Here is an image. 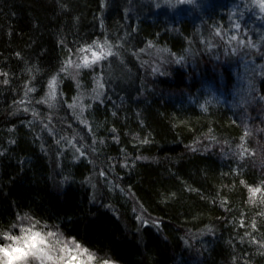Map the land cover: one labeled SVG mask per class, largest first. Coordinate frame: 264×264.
Segmentation results:
<instances>
[{"label": "trees", "instance_id": "1", "mask_svg": "<svg viewBox=\"0 0 264 264\" xmlns=\"http://www.w3.org/2000/svg\"><path fill=\"white\" fill-rule=\"evenodd\" d=\"M234 2L174 20L128 0H0V247L35 225L109 264H264V102L241 117L211 63ZM104 34L117 55L74 78L67 61Z\"/></svg>", "mask_w": 264, "mask_h": 264}, {"label": "rangeland", "instance_id": "2", "mask_svg": "<svg viewBox=\"0 0 264 264\" xmlns=\"http://www.w3.org/2000/svg\"><path fill=\"white\" fill-rule=\"evenodd\" d=\"M132 4V7L135 10L144 11L147 14H157L163 12L167 17H174L179 19L181 17H194L197 18L200 14L210 6L212 0H128ZM231 10L228 15V24L223 26L221 30H218L217 38H212L210 41V48H218L221 46L220 53H216L215 56L211 57V63L214 65L227 66L231 71V74L234 76L232 94L233 98H230L233 108L241 107L243 112L241 117L246 116V107L250 104L255 103V100L260 99L264 102V96L262 93L257 92V83L260 81V76H264V36L258 34L264 25V8L260 6L257 0H241V2H234L230 5ZM133 9V11H134ZM132 11V12H133ZM219 40V41H218ZM101 44L105 45L104 51L111 52V55H107L106 58L100 59L99 61L92 63L91 66L95 65L101 66L104 63L111 60L114 56L117 55L115 42L110 39L106 34L101 36L100 39L95 42L84 46L82 49H87L88 46H92L94 51H100L101 49L97 48L96 45ZM148 55H155L160 59L162 55V62L168 61V54L161 51L160 49H151ZM223 54L219 56L220 54ZM87 56L89 60L92 59L91 53L87 51H80L75 55L71 61L72 65L68 66L70 74L74 78H78L80 70L83 68H77V64H82L83 57ZM167 56V57H166ZM228 57V58H227ZM216 61V62H215ZM219 61V62H218ZM161 62V61H160ZM210 62L205 63L202 67L206 68ZM160 64V63H159ZM160 69V68H159ZM220 69V72L224 70ZM157 72V68L153 69ZM222 70V71H221ZM101 81H96L94 93L98 94L101 86ZM260 91V90H259ZM50 97V96H49ZM52 98V97H50ZM224 98H222L223 100ZM259 101V108L260 103ZM51 104L50 102H48ZM76 108L78 110L83 109L84 100L80 97L76 100ZM257 106V107H258ZM72 240H64V243H68ZM76 243V242H75ZM9 246V245H6ZM2 246V247H6ZM63 247V244L55 246V250L51 251L49 254L54 258L53 260H45L43 264H64L63 260H60L59 257L65 255L59 249ZM68 247L73 249L71 255L77 257V260L74 261V264H103L91 253H83V249L80 246L81 250H77L74 247V244L68 243ZM11 252V249H10ZM16 253L11 254V258L8 255L0 253V264H42L41 259L35 258L33 256H28L24 260L15 259ZM93 257L92 260H88V256Z\"/></svg>", "mask_w": 264, "mask_h": 264}, {"label": "snow or ice", "instance_id": "3", "mask_svg": "<svg viewBox=\"0 0 264 264\" xmlns=\"http://www.w3.org/2000/svg\"><path fill=\"white\" fill-rule=\"evenodd\" d=\"M257 2L260 4L262 8H264V0H257ZM97 48L101 49L100 51H94L93 47L90 45L87 49H81L82 52L87 51L91 53L92 59L89 60L87 56L83 57L82 64H77L76 67H89L92 63H95L99 61L100 59L106 58L107 55H111V52H105L104 48L105 45L97 44ZM68 66L72 65V61H67ZM66 70V69H64ZM56 85L57 80L56 77H53L52 80L49 82V96L52 98H55L56 95ZM101 87L103 85H100ZM260 191L259 189H251V192L253 195ZM35 225H33L30 228H22L21 229V235L19 236H11L6 234V238L13 241L12 245L6 246V247H0V253H3L5 255L10 256L12 253H16L15 259L17 260H24L28 256H33L35 258L41 259L42 264L45 260H53V256L49 253L51 251L55 250V246H59L63 244V247H61L59 250L62 253H65V255H62L59 257L60 260L64 261V264H74V261L77 260V257L74 255H71L73 252L72 248L68 247V243L74 244L75 249L81 250L80 245L78 243H75V241H69L68 243H64L60 239H55L54 242H50V238H55L56 233L54 232H47L46 234H43L40 231H34L33 228ZM11 249V252H10ZM83 253H87V249L81 250ZM93 257L91 255L88 256V260H92ZM11 264V260L9 262ZM103 264H109L108 261H104Z\"/></svg>", "mask_w": 264, "mask_h": 264}]
</instances>
